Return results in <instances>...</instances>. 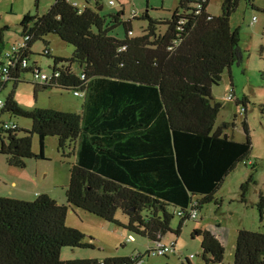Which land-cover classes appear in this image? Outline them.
<instances>
[{"label": "trees", "instance_id": "trees-1", "mask_svg": "<svg viewBox=\"0 0 264 264\" xmlns=\"http://www.w3.org/2000/svg\"><path fill=\"white\" fill-rule=\"evenodd\" d=\"M73 1L55 0L45 15L23 16L21 35L30 40L16 55L7 80L0 81L1 92L14 84L1 113L32 121L31 131L23 136L15 133L19 127L2 130L7 142L2 141L0 153L7 156L8 166L25 169L28 159L45 160L47 137L58 139L63 157H76L67 203L48 194L37 195L34 201L0 196V264H144L141 254L62 260L65 247L94 249L81 231L66 226L67 210L83 209L150 243L171 232L179 236L191 213L198 212L197 220L204 204H217L220 186L252 151L246 124L244 142L224 135L221 128L214 130L223 105L214 100L212 89L243 56L239 31L230 25L238 0H224L218 16L208 13L209 0H179L181 10L165 22L166 33L156 34L157 22L149 19L144 34L134 38L128 21L123 22V40L110 34L122 24V13L102 15L98 0H85L80 11ZM50 34L72 45L74 54L59 58L45 42L43 54L53 59L51 72L59 77L41 83L34 79L41 68L30 63V55L33 43ZM3 46L0 31V55ZM27 74L34 79L35 91L55 87L81 93L76 96L84 99L81 112L21 107L15 88ZM33 135L39 138L37 154L32 151ZM248 182L257 184L253 175ZM171 206L179 209L176 230L171 226ZM256 207L263 221L262 192ZM118 211L128 217L126 224L116 219ZM197 232L205 263L221 264V241L206 229ZM233 264H264V230H238Z\"/></svg>", "mask_w": 264, "mask_h": 264}, {"label": "rangeland", "instance_id": "rangeland-1", "mask_svg": "<svg viewBox=\"0 0 264 264\" xmlns=\"http://www.w3.org/2000/svg\"><path fill=\"white\" fill-rule=\"evenodd\" d=\"M54 1L0 0V31L5 34L8 43V47L3 50L2 56L0 55L1 63H6L5 54L9 50V41L14 42L20 37L23 16L26 13L45 15ZM74 1L80 6L86 4L85 0ZM98 1L102 6L100 10L102 15L122 13L120 16L122 24L110 33L119 40L125 38L123 22L128 21L134 38L144 34L150 20L157 22L155 33L163 35L168 28L165 22L171 20L176 10H181L179 0ZM109 1H113L114 5H110ZM223 1L209 0L208 13L211 16L221 14ZM90 6H95V2L91 1ZM145 14L149 18H144ZM6 25L9 26V31L3 30ZM230 25L233 30L239 31V47L243 56L242 61L233 65V76H229V72L224 73L219 85L212 89L214 100L223 105L215 121L214 130L221 128L224 135L235 141L244 142L246 124L252 143L249 160L239 164L227 176L216 194L217 204L215 202L204 204L198 219L186 220L179 236L174 232L165 235L164 241L176 242V250L166 257H159L153 253L147 255L146 249L151 245V241L143 236L132 234L136 242H128L123 246L122 243L131 233L83 209L70 207L67 210L66 226L81 231L86 236L85 243L93 244L94 249L65 247L60 255L62 260L88 257L104 259L142 254L144 264H206L201 249L202 236L197 232L206 229L212 232L224 247V260L221 264H233L238 230L247 229L252 232L264 230V220L261 221L256 207L259 193L264 194V0H238L237 7L230 17ZM45 42L48 43L52 54L57 57L70 58L74 54L72 45L62 42L55 34L48 35L43 41H35L32 45L30 63L40 66L41 74L50 73L53 65V59L43 54ZM72 69L77 71L75 66ZM25 79L16 86L15 99L26 110L52 108L71 113L81 112L84 99L74 96L73 91H62L55 87L46 90L39 87L35 91L36 85L32 75H25ZM13 86L14 84H9L1 92L2 101H5L14 90ZM231 92L234 99L229 101L227 97ZM244 100H247L246 105L242 104ZM1 110L0 108V147L2 141L7 142V133L2 131L3 123L17 124L19 127V131L15 132L17 136H23L26 131L32 129L31 120L1 113ZM44 142L46 159H28L25 169L9 167L7 156L0 153V196L7 198L22 196L24 201H34L35 193H40L66 202V188L71 179L70 169L71 165L75 164L76 157H63L57 150L58 139L55 137H47ZM39 148V138L33 135L32 151L37 154ZM250 161L252 165L249 164ZM250 175H253L256 185L248 182ZM13 181L17 182V189L12 185ZM246 183H249L248 188L243 190L242 186ZM22 189L24 194L19 193ZM169 210L174 214L172 229L176 230L180 222L177 216L179 209L171 206ZM115 217L122 222L128 220L121 211H118Z\"/></svg>", "mask_w": 264, "mask_h": 264}, {"label": "built area", "instance_id": "built-area-1", "mask_svg": "<svg viewBox=\"0 0 264 264\" xmlns=\"http://www.w3.org/2000/svg\"><path fill=\"white\" fill-rule=\"evenodd\" d=\"M200 3H205L207 2L208 0H198ZM73 6L74 7H78L80 8V11L84 8V6H80L77 2H72ZM109 4L110 5H114V2L113 1H109ZM198 8L201 9V5H198ZM79 11V12H80ZM255 19V18H254ZM30 39L29 37H23L22 40H20L19 43H16L14 45H10L9 46V50L6 51V54H5V58H6V63H1V66H0V73H1V76H0V81L2 82H5L7 80V73H8V70L10 68V66L12 67L14 64L17 63V56L20 51L23 49V47L25 46V43L28 42ZM3 53V52H2ZM2 53H1V56H2ZM23 65L27 66V62L26 60H23ZM41 70L39 71H35L34 73V79L37 81V82H45L46 80H48V78L54 76L56 78L59 77V73L56 72V71H50V73H43L41 74L40 72ZM3 87H0V92L2 90ZM75 96H82L81 93H75L74 94ZM227 99L229 101L233 100L234 99V96L232 94V92L228 95ZM5 105V102L2 101L0 99V108H3ZM2 129L3 130H8L9 132H13L15 130L18 129V126L17 124L15 123H9V122H6V123H3L2 125ZM197 213L196 211H194L193 213H191V219H196L197 217ZM129 243H132L134 242L135 238L133 236H129L127 237L126 239ZM175 251V241L173 240H170V241H164V238H158L155 242L151 243V245L149 246L148 248V252H150L149 254L151 255L152 253L159 256V257H164L166 255H168L169 253Z\"/></svg>", "mask_w": 264, "mask_h": 264}, {"label": "crops", "instance_id": "crops-1", "mask_svg": "<svg viewBox=\"0 0 264 264\" xmlns=\"http://www.w3.org/2000/svg\"><path fill=\"white\" fill-rule=\"evenodd\" d=\"M5 27H7V30L9 29V26L8 25H6ZM9 31V30H8ZM5 34H2V39H3V42H4V48H3V50L5 49V48H7L8 46V43L6 42V40H5ZM21 38V39H20ZM19 40H22V35H21V33H20V37H19V39L18 40H15L14 42H11V41H9V46H10V44H12V45H14V44H16V43H19L20 41ZM59 58H62V57H59ZM226 72H229L228 74H229V76H233V69L231 68V70L230 71H226ZM226 72H224V73H226ZM224 75V74H223ZM231 77H229L230 79H231ZM231 81H232V79H231ZM6 89V88H5ZM213 96V95H212ZM251 163V161L249 162V164ZM12 185L14 186V188L15 189H17L18 188V185H17V182H15V181H13L12 182ZM24 190L22 189V190H19V193H23L24 194V192H23ZM35 195L37 196V195H41L40 193H35ZM14 199H18V200H23V198H22V196H20V198L18 197V196H15V197H13ZM56 201H58L59 203H64V202H62L61 200H58V199H55ZM24 201V200H23ZM120 222H122V221H120ZM123 224H126V222H122ZM134 242H136V241H134ZM133 243V242H132ZM122 245L124 246V245H126V243H122ZM148 248L149 247H147V249H146V252L148 251ZM142 255V254H141ZM88 258H90V257H88ZM92 258V257H91ZM93 258H98V257H93ZM99 260H103V259H99Z\"/></svg>", "mask_w": 264, "mask_h": 264}, {"label": "water", "instance_id": "water-1", "mask_svg": "<svg viewBox=\"0 0 264 264\" xmlns=\"http://www.w3.org/2000/svg\"><path fill=\"white\" fill-rule=\"evenodd\" d=\"M101 9H102V6H100L98 10H101Z\"/></svg>", "mask_w": 264, "mask_h": 264}]
</instances>
